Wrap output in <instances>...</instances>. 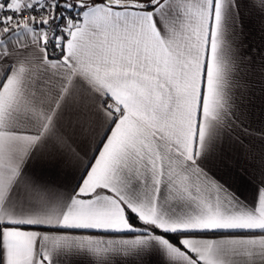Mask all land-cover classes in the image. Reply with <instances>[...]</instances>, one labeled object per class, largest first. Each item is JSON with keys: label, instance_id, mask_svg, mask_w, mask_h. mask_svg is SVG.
<instances>
[{"label": "snow or ice", "instance_id": "obj_1", "mask_svg": "<svg viewBox=\"0 0 264 264\" xmlns=\"http://www.w3.org/2000/svg\"><path fill=\"white\" fill-rule=\"evenodd\" d=\"M0 264H264V0H0Z\"/></svg>", "mask_w": 264, "mask_h": 264}, {"label": "crops", "instance_id": "obj_2", "mask_svg": "<svg viewBox=\"0 0 264 264\" xmlns=\"http://www.w3.org/2000/svg\"><path fill=\"white\" fill-rule=\"evenodd\" d=\"M241 159H243V157H241ZM224 179H230V177L227 176V175H225V176H224Z\"/></svg>", "mask_w": 264, "mask_h": 264}]
</instances>
